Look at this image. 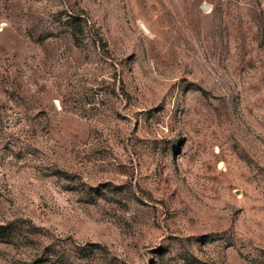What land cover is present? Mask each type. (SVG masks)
<instances>
[{"label":"rangeland","instance_id":"obj_1","mask_svg":"<svg viewBox=\"0 0 264 264\" xmlns=\"http://www.w3.org/2000/svg\"><path fill=\"white\" fill-rule=\"evenodd\" d=\"M0 264H264V0H0Z\"/></svg>","mask_w":264,"mask_h":264},{"label":"water","instance_id":"obj_2","mask_svg":"<svg viewBox=\"0 0 264 264\" xmlns=\"http://www.w3.org/2000/svg\"><path fill=\"white\" fill-rule=\"evenodd\" d=\"M206 9V7H204V10Z\"/></svg>","mask_w":264,"mask_h":264}]
</instances>
